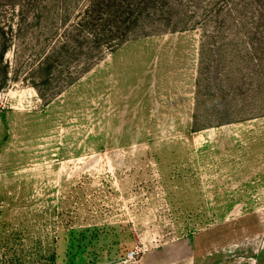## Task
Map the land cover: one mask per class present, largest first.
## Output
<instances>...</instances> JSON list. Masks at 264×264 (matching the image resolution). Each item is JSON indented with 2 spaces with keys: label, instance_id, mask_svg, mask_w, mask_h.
<instances>
[{
  "label": "rangeland",
  "instance_id": "374dc122",
  "mask_svg": "<svg viewBox=\"0 0 264 264\" xmlns=\"http://www.w3.org/2000/svg\"><path fill=\"white\" fill-rule=\"evenodd\" d=\"M219 2L0 89V264H264V41Z\"/></svg>",
  "mask_w": 264,
  "mask_h": 264
},
{
  "label": "trees",
  "instance_id": "16d2710c",
  "mask_svg": "<svg viewBox=\"0 0 264 264\" xmlns=\"http://www.w3.org/2000/svg\"><path fill=\"white\" fill-rule=\"evenodd\" d=\"M167 1L140 0L135 4L129 0H0L5 13L0 18V89L16 81L21 73L30 76L32 87L39 91L49 86L52 77L55 89L62 87V77L69 84L75 78L71 64H80L72 69L78 73L88 71L103 59L102 49L106 47V52L111 53L141 17H153L154 22L167 19L166 24H172V15L165 10ZM224 1L215 4L217 14L224 12L223 6L225 12L233 6V0ZM236 1H241V11L251 15L247 23L253 28L247 32L264 41V0ZM253 4L257 8L251 12ZM73 14L77 16L72 20ZM9 51L15 56L14 66L5 59Z\"/></svg>",
  "mask_w": 264,
  "mask_h": 264
}]
</instances>
